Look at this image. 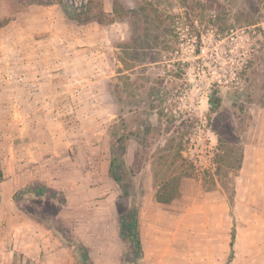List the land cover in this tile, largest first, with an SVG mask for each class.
Wrapping results in <instances>:
<instances>
[{
    "label": "rangeland",
    "instance_id": "rangeland-1",
    "mask_svg": "<svg viewBox=\"0 0 264 264\" xmlns=\"http://www.w3.org/2000/svg\"><path fill=\"white\" fill-rule=\"evenodd\" d=\"M68 1L82 6L81 20L58 4L0 0L2 251L15 248L14 264H77L72 249L84 264H134L121 225L138 198L141 264H264V93L242 100L244 120L227 96L254 58L264 78V0H123L149 21L112 23V0ZM214 91L217 112L209 110ZM117 114L139 134L127 143L136 178L129 196L108 173ZM216 118L228 142L243 145L237 175L229 169L224 182L210 175ZM178 145L192 166H182L180 196L157 202L156 157L166 158L163 175L178 171L169 165ZM36 183L57 196L13 198Z\"/></svg>",
    "mask_w": 264,
    "mask_h": 264
},
{
    "label": "trees",
    "instance_id": "trees-1",
    "mask_svg": "<svg viewBox=\"0 0 264 264\" xmlns=\"http://www.w3.org/2000/svg\"><path fill=\"white\" fill-rule=\"evenodd\" d=\"M24 3H38L42 5H52L58 4L61 6L62 10L72 19L81 20L80 17L82 6L76 7L77 10H74L72 3L68 0H22ZM92 0H87L86 3L91 2ZM97 1V0H96ZM99 5L101 4V0H98ZM145 11L136 12L132 7H126L123 0H112V10L109 13L111 19L109 23L114 22L116 19H120L122 16H136L139 22H147L149 21V16L144 14ZM88 14V13H87ZM116 18V19H115ZM250 66L248 65L247 69ZM246 76L244 77V84L242 88H232L229 89L227 92L228 100L230 101L235 116L240 119L244 120V105L242 100L245 102H259L262 100V96L254 95V93H264V78L263 75L259 72V63L258 58L253 59V67L249 68L248 71L245 72ZM256 74L260 75L261 78L258 79ZM216 91L212 92V94L208 97L209 103V110L212 112H217V108L220 104L221 98L215 93ZM216 131L218 133L217 137V151L214 155L213 162L215 164L213 172L210 174L213 181L214 176L218 180L224 182V179L227 178L228 170L232 169L233 177L237 175L242 162L243 157V145L242 142L239 140V145L233 146L228 142V136L225 127L220 122L219 118H216ZM170 131H168L169 133ZM179 130L176 131L178 133ZM138 132L128 128L127 120L125 118H121L120 114H117L116 117L112 120V123L109 127V164H108V173L112 180L118 184V186L122 189V192L129 196V192L136 190V178L134 177L135 174L132 172L130 166L126 164V151H127V143L128 140L132 136H139L137 135ZM144 138V137H142ZM173 140V138L169 139L168 141ZM141 142V141H140ZM173 142V141H172ZM172 143H167L166 148L171 149ZM143 145V144H142ZM145 146V145H143ZM138 155V153H136ZM156 164L160 165L163 163L166 158L162 154H158L156 157ZM189 163L188 159L183 156L182 154V145H178L176 147L173 154L170 155L169 165L178 169L173 173H168L163 175L161 173V169H156L154 171V178L157 180V188L155 190V199L157 202L160 203H170L171 201L177 199L180 196L179 191V184L180 180L183 176H186V171H182V166ZM191 165V163H189ZM192 166V165H191ZM123 169L128 170L129 175L127 176ZM180 170V171H179ZM206 173V172H205ZM1 170H0V179H1ZM132 186L133 190L129 189ZM43 190L51 195L52 197L57 196L58 192L52 188H46L40 183H36L34 185H27L22 189L16 191L13 194V198L19 200L24 194H38L41 193ZM233 197H234V188L231 187L229 198V204H233ZM61 201V200H60ZM139 205L140 201L136 198L131 206L127 209L126 217L124 218L122 225H121V236L131 244L132 252L135 256V263L134 264H141L140 257H141V240L139 237V225H138V214H139ZM233 239H234V227L232 228L231 232V240L229 243L230 247V254L228 256L227 262H229L233 257ZM64 240V239H60ZM66 245L68 248H71L73 244L67 242ZM72 254L77 260V264H84V260L87 259V256L82 258V256L75 251V249L71 250Z\"/></svg>",
    "mask_w": 264,
    "mask_h": 264
},
{
    "label": "crops",
    "instance_id": "crops-1",
    "mask_svg": "<svg viewBox=\"0 0 264 264\" xmlns=\"http://www.w3.org/2000/svg\"><path fill=\"white\" fill-rule=\"evenodd\" d=\"M1 240H3V239H1ZM6 250L2 251V247L0 245V264H14V260L16 257L15 248L13 250H7V251ZM45 250H47L46 247H45ZM49 254L47 256L43 255L42 257L43 258H49L50 257ZM34 255L38 257L39 252H34ZM33 258H35V257H33ZM17 263L18 264H24V262L21 263L18 261H17Z\"/></svg>",
    "mask_w": 264,
    "mask_h": 264
},
{
    "label": "built area",
    "instance_id": "built-area-1",
    "mask_svg": "<svg viewBox=\"0 0 264 264\" xmlns=\"http://www.w3.org/2000/svg\"><path fill=\"white\" fill-rule=\"evenodd\" d=\"M200 37H201V35H200ZM200 37H199V38H200ZM199 50H200V53H199V54L204 53V51H205L204 47H199ZM231 72L233 73V77H232L233 79H231V80H235L234 83H232V86H234V85L238 84L237 79H239V74H238L239 72H238L237 70H236V71L234 70V71H231ZM229 75H230V74H229ZM224 76H225V75H224ZM226 76H228V75H226ZM228 77H229V76H228ZM224 80H225V82H227V83L229 82V81H227L226 78H225ZM217 81L219 82V81H220V78H219V80L217 79ZM232 82H233V81H232ZM227 83H226V84H227Z\"/></svg>",
    "mask_w": 264,
    "mask_h": 264
}]
</instances>
